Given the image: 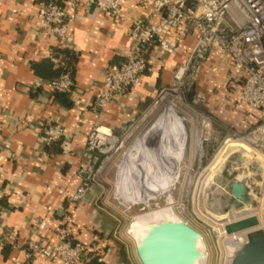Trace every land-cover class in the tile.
<instances>
[{
  "label": "crops",
  "instance_id": "0c3cea01",
  "mask_svg": "<svg viewBox=\"0 0 264 264\" xmlns=\"http://www.w3.org/2000/svg\"><path fill=\"white\" fill-rule=\"evenodd\" d=\"M37 1L0 0V201L6 203L0 205V237L6 236L9 245L0 246V264H60L41 255L27 258L23 246L34 239L42 220L46 221L45 242L54 243L65 215L74 220L77 240L86 244L97 241L104 247L105 264H141L135 246L132 249L118 238L115 219L97 212L95 187L79 202H72L70 194L81 182L79 165L89 160L84 146L90 129L101 125L123 131L162 88L172 84L173 70L185 60L194 36L183 40L177 54L149 47L141 85L102 109L94 108L107 68L133 48L130 31L134 19L146 23L157 17L151 9L127 4L123 18L115 21L84 0H76L75 5L70 0H53L65 8L73 37L74 89L59 96L49 86L50 78L33 67L46 59L49 47L57 52L61 49L38 17ZM225 73L226 66L211 53L196 79V89L208 95L209 103L218 98L214 111H222L225 105ZM48 123H60L65 131L52 147L40 131Z\"/></svg>",
  "mask_w": 264,
  "mask_h": 264
},
{
  "label": "built area",
  "instance_id": "2783aa9c",
  "mask_svg": "<svg viewBox=\"0 0 264 264\" xmlns=\"http://www.w3.org/2000/svg\"><path fill=\"white\" fill-rule=\"evenodd\" d=\"M75 5L76 0H70ZM101 13L109 15L113 20L123 18V8L127 4H137L141 8L151 9L156 20L144 22L134 19L130 37L134 41L130 52L121 59L109 65L102 85L97 91L92 103L94 108H104L124 94L138 88L142 76L148 67L146 50L156 46L162 53L177 54L182 49V42L188 36H194V44L185 60L176 65L173 70L172 84L162 88L150 105L142 112L146 116L154 107L160 96H170V92L179 89L184 92L194 90L197 75L211 53L226 66L225 77L228 82L224 107L228 112L241 114L237 129L225 135L219 150L214 155L216 159L221 151L225 152L233 145L244 144L249 153L264 163V0H84ZM37 15L48 26L50 34L56 37L61 48L73 47V37L68 30V19L65 8L53 0H38ZM45 58L55 66L62 61L61 55L52 47L45 51ZM54 92L70 94L74 82L68 72L48 80ZM187 103V102H186ZM190 107L199 108L194 113L196 118L195 136L202 142L210 139L213 132V117L215 113L205 112L202 107L209 103V97L202 91L194 90ZM223 110V109H222ZM254 120V121H253ZM133 123V122H132ZM133 127L123 131H114L107 126L96 125L90 129L85 139V152L89 160L79 165L78 174L81 182L70 194L72 202L86 198L95 187L97 174L101 171L104 161L101 157L107 153H116L123 143L130 138ZM43 139L47 144L61 141L65 131L60 123H48L40 126ZM7 147V145H4ZM239 146V145H238ZM236 147V146H235ZM224 174L228 178L244 175L247 185L253 189L252 208L250 213L257 214L264 223V178L260 179L259 171H250V163L240 165L227 161ZM2 185L0 183V192ZM48 210H53L48 207ZM261 213L263 216H261ZM249 215L231 213L228 221H234ZM203 222L208 219L201 217ZM223 240L226 235L222 224H218ZM46 221L38 223L34 239L25 242L23 249L27 258L41 255L44 258L60 264H85L87 255L98 262L104 261L99 242L83 243L76 239L74 220L65 215L56 231L54 243L47 244L43 236ZM212 228L211 231H213ZM202 234V233H201ZM7 237H0V246L7 244ZM224 248V245H223ZM227 252L224 248L226 261Z\"/></svg>",
  "mask_w": 264,
  "mask_h": 264
},
{
  "label": "rangeland",
  "instance_id": "374dc122",
  "mask_svg": "<svg viewBox=\"0 0 264 264\" xmlns=\"http://www.w3.org/2000/svg\"><path fill=\"white\" fill-rule=\"evenodd\" d=\"M184 91L179 89L178 92L171 91L170 96H160L156 105L151 108L146 116L140 114L133 123L127 124L126 127L134 126V129L130 131V138L123 143L122 148L116 153H107L101 157L104 165L97 174L95 182L97 212L115 219L118 238L133 249L137 242L133 236L138 237L131 232L132 228H138L143 219L151 217L157 212L140 215L170 206L177 218L186 221L202 233L203 247L207 254L205 264H225L223 236L220 233L218 223H214L204 215L203 201L207 192L206 182H209L208 179H210L213 169L220 165L225 154L223 156L219 154L216 159H213V157L219 150L225 135L238 128L237 126L233 127V124L237 125V122L231 118L234 113L228 112L226 108H223L222 111H214L213 108L219 104L218 98L209 105L202 107L201 110L204 109L205 112L208 109L215 113L212 124L213 132L209 140L202 142V148H196L197 143L194 136L196 118L194 113L199 108L188 105L192 95H190V92ZM167 102L174 105L177 114L184 119L185 126L188 129L185 154L181 153V149L185 147L184 145L171 144L163 139L156 142L157 149L156 152H153L147 146V140H152L148 136L151 129L141 140L146 131L145 129L152 124ZM153 136L160 137L159 134ZM131 147L134 153H127ZM208 147L212 149L211 153H206ZM253 156L251 155V160H255ZM160 170L168 173L171 183H174V185L170 187L167 193L143 196L146 187L143 186V181L155 178ZM223 175L227 177L224 170ZM150 184L149 182L148 186ZM168 194L172 200H168ZM168 201L171 203H168ZM252 208H255L254 203H252ZM202 216L208 219V223L201 220ZM131 223L130 232L133 236L128 230ZM262 227H264V223ZM212 228L219 229L217 237H213Z\"/></svg>",
  "mask_w": 264,
  "mask_h": 264
},
{
  "label": "water",
  "instance_id": "95a60500",
  "mask_svg": "<svg viewBox=\"0 0 264 264\" xmlns=\"http://www.w3.org/2000/svg\"><path fill=\"white\" fill-rule=\"evenodd\" d=\"M152 141L148 140V147L156 152L157 143ZM227 161L240 165L250 163V171L257 169L260 179L264 178V165L251 160V155L243 149L232 148L206 182L204 215L214 223L222 224L226 251V242L231 241L225 264H264V227L259 225L258 217L249 214L228 221L231 213L251 212L253 189L247 185L244 175L232 178L223 175ZM212 232L213 237H217L219 229ZM202 238L197 229L182 219L153 223L148 226L145 237L136 242L135 253L141 264H193Z\"/></svg>",
  "mask_w": 264,
  "mask_h": 264
},
{
  "label": "bare ground",
  "instance_id": "6f19581e",
  "mask_svg": "<svg viewBox=\"0 0 264 264\" xmlns=\"http://www.w3.org/2000/svg\"><path fill=\"white\" fill-rule=\"evenodd\" d=\"M151 129V130H150ZM146 130V131H145ZM145 133L142 136V139H144L146 133L149 131L148 136L153 140L158 142L159 139H163V140H167L168 142H170L171 144L173 143H179L181 146H185L184 149H181V153L185 152V148L187 146V144L185 145L186 141H187V135H188V129L185 126V122L184 119L181 118L176 110L175 107L172 103L167 102L166 106L163 108V110L160 112V114L156 117V119L152 122V124L147 127L145 129ZM154 134H159L160 137H154ZM146 139H148V137H146ZM151 140V141H152ZM161 140V141H163ZM148 141V140H147ZM152 141V142H153ZM195 141L197 143L196 148L200 147V141L198 139L197 136H195ZM139 145H141L140 143H138ZM147 144V143H146ZM239 145V146H238ZM148 146V145H147ZM236 146V148H241L244 151H246L248 154L251 155V153H249L247 146H245L244 144H236L233 145V148ZM232 148H228L225 152L221 151L220 155H224L226 156V154L231 150ZM127 153H134L132 147L131 149L127 152ZM126 153V154H127ZM185 154V153H184ZM256 161L260 162L259 160L256 159ZM262 165H264L263 162H260ZM149 182L151 183L149 186ZM145 187V191H143V196L147 197L150 196L152 194L155 193H167L170 190V187H172L174 185V183H171V179L170 176L168 175V173L164 170H160L157 172V176L155 178L152 179H147L146 181H143V186ZM128 187V185H127ZM168 200L171 199V196L168 194L167 196ZM172 200V199H171ZM127 204V202H125ZM168 203H171L170 201H168ZM143 204L146 205V203L143 202ZM153 212H157L156 214H154L151 217H146L145 219H143L142 222L139 223L138 228H132L131 232L135 235H137L138 238H136L135 236H133V234H131L130 229L132 226V223L135 221L136 223V218L135 220L131 223L130 227H129V232L130 234L133 236V238L135 239V241H138L140 239H142L143 237H145L147 231H148V226L150 224L153 223H159V222H165V221H172V220H178L179 218H177L175 216V213H173L172 209L170 206H166L163 207L161 209H155L153 211L150 212H146L141 214L140 216L143 215H147L149 213H153ZM248 214H251L250 212ZM253 214V213H252ZM257 216V214H254ZM261 216L262 213H261ZM139 217V216H138ZM259 219V225L262 226L261 224V218ZM229 237V236H228ZM227 244V250L226 252H229L230 249H228L229 247H231V241L230 242H226ZM198 255L196 256V258L193 261V264H205L207 261V255L204 251V247H203V239L199 241L198 243Z\"/></svg>",
  "mask_w": 264,
  "mask_h": 264
},
{
  "label": "trees",
  "instance_id": "16d2710c",
  "mask_svg": "<svg viewBox=\"0 0 264 264\" xmlns=\"http://www.w3.org/2000/svg\"><path fill=\"white\" fill-rule=\"evenodd\" d=\"M72 49L69 48H61L58 49V53L61 55L62 57V61L59 64V66H55L52 62H50L47 58L39 63V64H35L33 67L35 70L37 71H43V73L41 74L42 76L48 77L50 79H54L56 77H58L61 73L63 72H68L69 75L72 77L73 75V61H74V55L72 54ZM196 89V85L194 86V90ZM193 91L190 92V95L193 94ZM197 90V89H196ZM57 93L59 96H65V93H59V92H55ZM212 105V104H211ZM234 116H231V118L233 119V121H236L237 124L239 123L240 119L242 118L241 114H233ZM254 121V120H253ZM58 144V141L56 142H52L49 145V147H52L53 145ZM212 149H210L209 147L206 148V153H211ZM0 205L1 206H6V203L3 202L2 200L0 201ZM9 245L5 244L4 248H8ZM101 252L104 256V247H101ZM85 264H105L104 261L103 262H98L94 257H91L90 253L89 255H87V259Z\"/></svg>",
  "mask_w": 264,
  "mask_h": 264
}]
</instances>
